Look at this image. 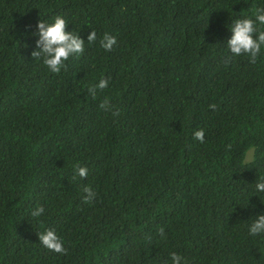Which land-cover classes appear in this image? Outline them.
Wrapping results in <instances>:
<instances>
[{
    "label": "trees",
    "instance_id": "trees-1",
    "mask_svg": "<svg viewBox=\"0 0 264 264\" xmlns=\"http://www.w3.org/2000/svg\"><path fill=\"white\" fill-rule=\"evenodd\" d=\"M256 8L264 0H0V264H170L172 252L264 264V234L248 233L264 211V49L251 62L225 43ZM56 15L85 49L51 73L30 33ZM48 228L65 252L40 243Z\"/></svg>",
    "mask_w": 264,
    "mask_h": 264
},
{
    "label": "clouds",
    "instance_id": "clouds-1",
    "mask_svg": "<svg viewBox=\"0 0 264 264\" xmlns=\"http://www.w3.org/2000/svg\"><path fill=\"white\" fill-rule=\"evenodd\" d=\"M68 21L61 16L56 15L50 22L39 19L35 25V29L30 33L36 36V48L31 52L33 59L40 60L51 73H58L65 65L68 57L71 55H79L85 49V38L77 32L67 30ZM209 24V21H208ZM264 8H256L254 15H244L232 19L227 27L230 35L225 43L227 49L233 56L247 55L251 62H254L256 57L264 49ZM29 33H25L27 35ZM97 40L95 30L87 33L86 41L92 43ZM117 43L114 35L104 33L99 44L105 51H110ZM108 86V81L104 78L88 87V92L95 97L97 89H103ZM101 104V107H105ZM194 137L197 140H203V130L194 132ZM75 173L81 177L87 175V168L84 166H76ZM83 192L86 193L82 198L85 201L91 200L95 196L94 190L89 186H84ZM255 192L264 193V178H258L255 183ZM42 205L36 206L31 215L39 217L44 213ZM254 219L248 225L249 235L264 234V211L255 213ZM163 235V229H160ZM40 243L51 251L62 253L66 249L63 246V241L57 235L54 229L48 228L39 235ZM170 264H184V258L176 252L170 253Z\"/></svg>",
    "mask_w": 264,
    "mask_h": 264
},
{
    "label": "rangeland",
    "instance_id": "rangeland-1",
    "mask_svg": "<svg viewBox=\"0 0 264 264\" xmlns=\"http://www.w3.org/2000/svg\"><path fill=\"white\" fill-rule=\"evenodd\" d=\"M251 153H252V151H251V150H249V151L247 152L246 159H250V157H251Z\"/></svg>",
    "mask_w": 264,
    "mask_h": 264
}]
</instances>
